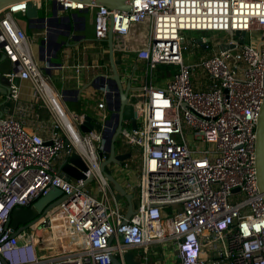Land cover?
I'll return each mask as SVG.
<instances>
[{
    "label": "built area",
    "instance_id": "built-area-1",
    "mask_svg": "<svg viewBox=\"0 0 264 264\" xmlns=\"http://www.w3.org/2000/svg\"><path fill=\"white\" fill-rule=\"evenodd\" d=\"M46 1L65 10L86 9L66 0ZM26 9L27 2H19L0 12V51L14 68L7 75L8 100L18 101L14 79L28 81L53 127L45 140L14 118H0V264H115L113 258L126 264L125 253L134 250L143 252L139 261L146 264L144 253L155 244L170 245L178 264H264V200L255 167L264 34L255 44L246 40L253 31L264 33V0H135L129 12L89 8L95 10L96 41L106 40L110 19L120 39L129 37L133 25H149L137 53L148 71L146 85L136 93L144 104L137 105L136 130L122 136L124 144L140 150L137 183L122 186L133 206L126 222V203L121 210L99 171L101 132L80 134L54 101L14 20ZM188 32H231L232 37L210 47L203 39L187 43L183 33ZM221 45L228 50L220 51ZM190 46L210 55L187 65L182 52ZM84 68L75 67L76 74ZM197 70L209 80L206 90L194 87ZM64 116L86 154L77 149ZM67 147L85 163L84 176L92 177L97 195L85 180L55 171L54 162ZM53 188L67 203L15 233L12 211L30 207Z\"/></svg>",
    "mask_w": 264,
    "mask_h": 264
},
{
    "label": "crops",
    "instance_id": "crops-1",
    "mask_svg": "<svg viewBox=\"0 0 264 264\" xmlns=\"http://www.w3.org/2000/svg\"><path fill=\"white\" fill-rule=\"evenodd\" d=\"M52 3L53 2H47L46 0H36L34 5L38 8L50 9L52 6L56 8L57 4L54 3L53 5ZM94 13V9H87V11L78 13V11H72L70 9L65 10L62 8V11L58 14L59 16H74L72 18L73 30L71 32V40L58 52L56 59L52 58V53L56 48V44L67 40L57 35L58 32L55 23L52 22V25H47L50 40L45 50H41L40 42L46 35V32L41 29L43 27H41L40 24L29 22L25 15L18 16L20 19V25L18 26L25 32L26 36L29 35V37H27L28 48L33 60L47 78L48 86L52 94L57 98L62 111L67 114L77 126L82 124L85 116L100 113L102 116H105L104 118L106 119L109 115L107 111L108 105L105 102L103 94L95 90V87L100 85L97 76L101 74L111 75L112 73L109 67L106 41H96L94 39ZM75 14H77V17H75ZM142 32L146 34L143 35ZM148 32L149 25L148 22H145L133 25L127 39H120L118 37H114L113 39L114 57L116 60L122 61L121 66L118 68V72L123 81L125 83H131L132 88L136 89V91L142 89L148 80L147 64L145 61L137 58L139 39L147 37ZM49 63H57L61 66L60 68H56L55 66H49ZM77 66L85 67L80 74H76L75 72V67ZM13 83L18 88V101L15 103L11 102L9 108H0L2 117L14 118L20 122L28 132L37 134L45 140L49 139L53 127V120L49 110L34 97L31 84L28 81L16 78L13 80ZM194 87L198 90L207 89V87L205 89H200L198 86ZM2 102L3 99L0 95V105ZM101 104L103 107L99 108ZM122 127V136H131L133 131L130 123L123 122ZM95 130L101 132V129L96 128ZM112 130L113 125L108 128V134H110ZM118 143L120 149L117 153L125 155L126 160L121 167H108L106 169L122 186L125 187L128 183L136 184L140 164L138 163L140 159L139 150L124 144L122 137H120ZM67 158L68 155L63 152L58 159H56L53 165L56 172L62 173L61 166ZM124 165H128L127 170L123 168ZM110 187L114 191L111 184ZM86 188L89 192L97 195L95 184L93 186L88 184ZM133 252L135 261H139L143 252L136 251L137 254L135 250ZM170 257L171 259L168 261L166 257L162 255L157 258V263L155 264H178L175 252H172Z\"/></svg>",
    "mask_w": 264,
    "mask_h": 264
},
{
    "label": "water",
    "instance_id": "water-1",
    "mask_svg": "<svg viewBox=\"0 0 264 264\" xmlns=\"http://www.w3.org/2000/svg\"><path fill=\"white\" fill-rule=\"evenodd\" d=\"M32 1L35 0H0V12L7 7L19 3L27 2V9L25 12L26 18L33 24H40L43 31L46 32L44 39L40 42L41 50H45L48 45V26L53 22L57 29V35L64 37L67 41L57 43L56 48L52 53V58L56 59L58 52L71 40L72 32V16L61 17L59 12L62 11L61 5H56V8L52 6L50 9L38 8ZM70 3L81 4L86 7L85 10H79L78 13L87 11L89 8H97L104 6L110 11H131L132 5L135 0H66ZM54 5V3H52ZM77 17V14H75ZM48 25V26H47ZM228 37H232L231 32H226ZM242 38L240 43L243 42L244 34H241ZM113 31L112 20L110 19L109 31L106 37V43L108 48V60L109 67L111 69V75H99L97 80L100 81V85L95 87L99 93L103 94L105 102L108 105L109 115L105 119V116L97 113L89 116H85L81 125L77 126L80 134H88L94 131L96 128L101 129V136L104 141V146L101 151H98V159L100 161L99 171L102 176L113 186L116 192V201L125 200L127 211L125 214V222L133 214V206L131 202V196L126 193L124 188L118 181H116L112 175L109 174L106 168L108 167H121L126 160L125 155L117 153V142L123 135V122H129L132 131L137 128L136 111L137 105L140 108L143 107L144 98L141 95L136 94V89H133L131 83L124 82L121 78L118 68L121 66L122 61L116 60L114 57L113 48ZM202 38L197 42L200 43ZM71 46V45H69ZM220 51L228 50L226 45L219 47ZM49 66H55L60 68V64L49 63ZM14 71L13 64H10L6 56L0 51V95L3 102L0 108H9L11 102L8 100L10 96V80L7 75ZM2 114L0 112V118ZM113 125V130L108 134V128ZM108 134V135H106ZM65 152H70V148L67 147ZM255 167L256 178L259 192L263 196L264 200V101L262 103L260 114L258 117L256 127V146H255ZM87 171V167L81 157L76 152H70L67 160L61 166V172L67 179L85 180L86 184L92 182V177L86 179L84 173ZM67 196H65L59 189L53 188L46 195L36 199L33 204L28 208L16 207L10 216V226L19 233L24 228L36 223L38 219L48 211L59 206L61 203H67ZM126 264H141L140 261H135L134 252L127 251L124 255ZM115 264H119L118 261L113 258Z\"/></svg>",
    "mask_w": 264,
    "mask_h": 264
},
{
    "label": "rangeland",
    "instance_id": "rangeland-1",
    "mask_svg": "<svg viewBox=\"0 0 264 264\" xmlns=\"http://www.w3.org/2000/svg\"><path fill=\"white\" fill-rule=\"evenodd\" d=\"M20 15L14 16V20L17 25H20L19 22V17ZM17 17V18H16ZM143 35L146 33L142 32ZM264 33L262 31H253L250 33V35L246 37L247 41H250L252 44H255L260 38L262 37ZM184 38L186 39L187 43H192L196 44V42L202 38L203 43L208 44L210 47L219 45L222 42H225L228 39V36L225 33H197V32H188V33H183ZM29 37V35L27 36ZM210 55V50H198L194 46H190L188 51H183L182 52V57L185 62V64H194L196 63L200 58L202 57H208ZM193 84L194 86L200 87V89H205L207 85L209 84V80L203 76L200 70H197L194 77H193ZM138 124V123H137ZM94 146H96L94 144ZM135 149L139 150L135 146H132ZM117 149H120V145L117 142ZM136 150V152H137ZM140 153V150H139ZM138 163H140V159L138 160ZM90 186L94 185L93 182L89 184ZM135 191L138 192V188L135 189ZM125 200H120L119 205L121 210L125 209ZM35 226V225H34ZM173 250L170 245H160V244H155L151 245L148 247L147 251L144 253L146 261V264H155L157 261V257H155V254L158 255V257H161L162 255L166 257V259L169 261L171 259V254ZM137 254V252L135 251ZM177 264V263H173Z\"/></svg>",
    "mask_w": 264,
    "mask_h": 264
},
{
    "label": "bare ground",
    "instance_id": "bare-ground-1",
    "mask_svg": "<svg viewBox=\"0 0 264 264\" xmlns=\"http://www.w3.org/2000/svg\"><path fill=\"white\" fill-rule=\"evenodd\" d=\"M54 101L56 102V104L59 107V104H58L57 100L54 99ZM60 110H61V108H60ZM64 120L69 125V128L71 129V132H72V135H73V138H74V143L76 144L77 149L79 151H81L82 153L86 154L87 151H86L85 147L81 144L77 133L74 131L73 127L71 126V124H70V122H69V120H68V118L66 116H64Z\"/></svg>",
    "mask_w": 264,
    "mask_h": 264
},
{
    "label": "flooded vegetation",
    "instance_id": "flooded-vegetation-1",
    "mask_svg": "<svg viewBox=\"0 0 264 264\" xmlns=\"http://www.w3.org/2000/svg\"><path fill=\"white\" fill-rule=\"evenodd\" d=\"M52 25V24H51ZM49 40H50V36H49ZM106 135H108V134H106Z\"/></svg>",
    "mask_w": 264,
    "mask_h": 264
}]
</instances>
